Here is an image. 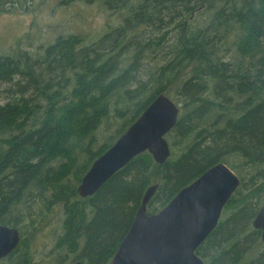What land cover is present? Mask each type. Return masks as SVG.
Segmentation results:
<instances>
[{
    "label": "trees",
    "instance_id": "16d2710c",
    "mask_svg": "<svg viewBox=\"0 0 264 264\" xmlns=\"http://www.w3.org/2000/svg\"><path fill=\"white\" fill-rule=\"evenodd\" d=\"M104 3L124 19L94 41L59 35L37 59L0 54V85L23 80L0 104V224L21 231L0 264H38L31 243L57 209L52 259L110 264L150 186L155 213L219 162L241 183L196 252L206 264H264L252 227L264 204V0ZM161 92L180 106L169 159L143 152L81 197L93 161Z\"/></svg>",
    "mask_w": 264,
    "mask_h": 264
},
{
    "label": "water",
    "instance_id": "95a60500",
    "mask_svg": "<svg viewBox=\"0 0 264 264\" xmlns=\"http://www.w3.org/2000/svg\"><path fill=\"white\" fill-rule=\"evenodd\" d=\"M179 115V104L166 92L159 93L114 144L93 161L77 187L78 194L84 198L94 195L143 152H149L157 163H165L172 153L166 136ZM240 183L237 172L219 162L182 188L158 212L148 213V203L158 188V183L153 184L145 192L110 264H205L196 251L217 227ZM253 226L262 230L264 241V205ZM20 241L18 227L0 224V260L11 254Z\"/></svg>",
    "mask_w": 264,
    "mask_h": 264
},
{
    "label": "rangeland",
    "instance_id": "374dc122",
    "mask_svg": "<svg viewBox=\"0 0 264 264\" xmlns=\"http://www.w3.org/2000/svg\"><path fill=\"white\" fill-rule=\"evenodd\" d=\"M111 1L112 4L119 2ZM66 3L69 4L62 3V0H0V54L17 56L27 52L37 59L59 35L80 34L88 41H94L124 19L125 11L109 9L104 0H69ZM14 80L11 84L0 85V104L9 100L5 88H15L23 82L18 77ZM114 128L115 125L111 128L105 126L106 131L109 129L105 135ZM59 217L60 210L57 209L45 219V223H49L31 243L38 264H58L51 257V248L56 240L55 234L58 235L61 229L56 222ZM259 247L263 249L264 245Z\"/></svg>",
    "mask_w": 264,
    "mask_h": 264
},
{
    "label": "bare ground",
    "instance_id": "6f19581e",
    "mask_svg": "<svg viewBox=\"0 0 264 264\" xmlns=\"http://www.w3.org/2000/svg\"><path fill=\"white\" fill-rule=\"evenodd\" d=\"M83 178V177H82ZM84 198V197H83ZM86 198V197H85ZM264 205V204H263ZM261 208V207H260ZM257 215V214H256ZM255 218V217H254ZM254 220V219H253ZM252 225H253V221H252ZM254 227V226H253ZM256 229V228H255ZM261 230V229H260ZM261 239H262V230H261ZM263 241V239H262ZM264 242V241H263ZM76 261H81V260H76ZM76 261H73V262H76ZM82 262V261H81ZM72 263V262H71ZM111 263V262H110ZM70 264V263H69Z\"/></svg>",
    "mask_w": 264,
    "mask_h": 264
},
{
    "label": "flooded vegetation",
    "instance_id": "af4514ba",
    "mask_svg": "<svg viewBox=\"0 0 264 264\" xmlns=\"http://www.w3.org/2000/svg\"><path fill=\"white\" fill-rule=\"evenodd\" d=\"M223 211H224V210H223ZM219 222H220V221H219ZM218 224H219V223H218ZM217 226H218V225H217ZM215 229H216V228H215ZM215 229H214V230H215ZM209 236H210V235H209ZM209 236H208V237H209ZM203 259H204V258H203ZM204 261H205V259H204ZM83 264H84V263H83ZM205 264H206V261H205Z\"/></svg>",
    "mask_w": 264,
    "mask_h": 264
}]
</instances>
